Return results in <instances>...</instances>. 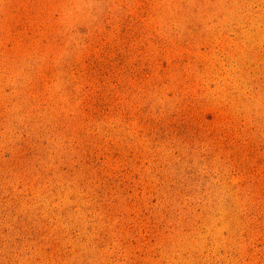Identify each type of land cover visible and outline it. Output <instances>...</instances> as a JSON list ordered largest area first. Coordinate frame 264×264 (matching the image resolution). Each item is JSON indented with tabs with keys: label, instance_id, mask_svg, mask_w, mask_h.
<instances>
[{
	"label": "rangeland",
	"instance_id": "obj_1",
	"mask_svg": "<svg viewBox=\"0 0 264 264\" xmlns=\"http://www.w3.org/2000/svg\"><path fill=\"white\" fill-rule=\"evenodd\" d=\"M0 264H264V0H0Z\"/></svg>",
	"mask_w": 264,
	"mask_h": 264
}]
</instances>
